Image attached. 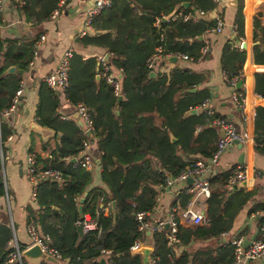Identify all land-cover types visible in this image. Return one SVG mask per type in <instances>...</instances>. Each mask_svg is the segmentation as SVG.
<instances>
[{"label":"trees","instance_id":"16d2710c","mask_svg":"<svg viewBox=\"0 0 264 264\" xmlns=\"http://www.w3.org/2000/svg\"><path fill=\"white\" fill-rule=\"evenodd\" d=\"M15 2L14 0H12ZM60 0H18V12L35 25L49 20L58 9ZM189 4V8L182 4ZM210 0H112L109 8L95 17L93 35L80 39L82 47H91L109 55L108 65L124 76L121 79L125 95L121 102L114 97L111 87L100 73L96 57L83 58L73 53L68 74V87L63 91L72 106L83 105L92 120V136L98 140L101 152L102 188L87 192L83 215L97 224V230L80 235L76 222L77 205L90 183V173L64 162L66 157L79 155L86 140L84 131L72 121L62 120L58 114L59 93L42 83L38 90L36 123L61 135V144L51 152L49 159L36 158L41 167L57 170L62 180L42 181L36 188L39 212H32L43 237L67 264H99L102 251H108V264H145L143 256L131 254L130 248L140 237L135 215L154 213L158 189H163L168 178H176L192 166L197 158H209L216 149L220 133L213 121L223 118L211 116L201 109L209 100V91L198 90L207 81V75L177 67L170 78L156 75L146 67L147 60L160 48L163 55L187 56L199 60L206 46L204 38L216 22L202 18L195 21H164L155 26L157 18L183 12L193 16L212 12ZM242 5L239 4L235 22V39L244 36ZM129 34L127 35L128 30ZM253 60L264 67V22L261 14L253 22ZM34 42L0 43V144L12 135L2 118L10 108L16 91L21 88V76L7 74L11 67L26 72L32 58ZM246 52L234 45L222 49L220 67L229 79L240 74ZM240 90L239 92H241ZM255 93L264 98V73L255 75ZM199 110L191 114L192 110ZM253 142L256 147L264 136V108L259 109L253 121ZM1 151V150H0ZM42 161V162H41ZM48 163V164H47ZM46 168V167H44ZM2 161L0 159V173ZM232 171L209 178L210 196L206 201L204 223L197 227L179 226L177 253L168 248L162 234L152 235L151 258L156 264H231V245H217L187 252L198 242L217 239L228 233L236 216L251 201L253 194L243 189L228 187ZM3 194L0 186V195ZM172 206L180 200L185 210L192 196L186 189L176 193ZM115 203L114 212L105 216L102 205ZM264 212L257 206L251 212ZM12 231L0 225V264L12 251ZM21 249V248H20ZM23 249V248H22ZM20 264V263H13ZM25 264L23 259L22 263ZM40 264H52L41 261Z\"/></svg>","mask_w":264,"mask_h":264},{"label":"crops","instance_id":"0c3cea01","mask_svg":"<svg viewBox=\"0 0 264 264\" xmlns=\"http://www.w3.org/2000/svg\"><path fill=\"white\" fill-rule=\"evenodd\" d=\"M14 1L0 0V43L15 41L25 44L26 42L35 41L32 47L34 52V46L39 38L43 36L45 40L37 47L35 58L32 52L34 62L32 66H28L26 72L16 69L13 73H8V70L6 71L7 74H18L21 76L23 92L15 110L5 118L2 116L3 120L12 130V135L6 139L3 145L0 144V159L2 161L0 186H2L3 190V194L0 195V225L7 226L12 231L13 240L10 242V248L13 250L15 247H18L23 252L22 258L25 264H40L43 258L24 256L25 251L31 248V242L26 230L27 225L32 220L36 222L32 218L31 211L34 213L40 211L36 202V195L35 198L33 197V187L29 183L26 175L27 157L32 156L34 160L36 158H41L42 160L49 159L51 152L61 144V135L56 134L50 129L43 128L36 123L35 116L38 104V90L40 85L44 83V77L55 67L65 49L72 48L73 53H77L85 59L107 53L92 49L91 47L85 48L80 44L81 37H79V31L83 28L85 11L94 5L95 0H67L64 6L59 9V14L55 19L49 18V20L37 25L26 21L25 17L18 12V6L16 5L18 0ZM240 2L242 9L246 6L251 7L254 12L253 22L258 14H261V21L264 22V0H225L223 7L214 8L212 12L197 17L202 18L206 22H216L217 19H220L224 25L221 33L207 31L205 34L203 39H205L208 47L207 54L201 59L191 62L177 59L175 63H172L169 60L175 57H171L168 61L158 65L150 73L154 74L150 78H154L157 74L170 78L177 67L207 75L206 83L197 88L198 90L205 88L210 94V98L206 102V107L203 110L208 109L213 111L214 115L217 114L223 118L234 120L237 129L242 131L245 129L243 118L231 100L232 88L225 82L224 74L220 67L222 49L229 45L237 47L240 40L245 42L246 49L243 51L246 52L244 65L247 64V73L243 79L245 83L242 84L239 90H242L245 94L247 103L246 114L250 115L251 118L253 113L254 117H256V111L264 108V98H261L255 93V75L264 73V67L258 66L262 70L258 73L252 71L251 65H256L253 60V48L256 46V43L253 42V22L250 28L244 21L242 9L244 36L239 40L235 39L234 22ZM129 32L130 29L127 35ZM113 72L120 79L124 77L120 71L113 69ZM96 80H100L99 74L96 76ZM116 99L118 100L119 98ZM121 99L123 100L124 98ZM59 100L60 107L58 108V114L60 118L64 121H72L79 125L80 121L76 114L75 106L70 105L66 101L63 93L59 95ZM197 112L199 110L196 109L190 113L195 114ZM254 119L251 120L252 124L250 127L253 144L247 147L243 144L233 143L220 157L219 164L214 172V175H217L233 171L236 167L242 166L247 177L245 186H236L234 188L243 189L246 193L253 194L251 201L238 213L232 229L228 233L223 234L224 236H220L217 239L195 243L187 249V252L195 251L199 248L228 245L230 239L235 236H242L245 240V245L251 240L260 238L259 228L261 221L264 220V212L252 213L251 211L257 206H264V152L262 147H256L253 142ZM80 128L85 131L83 127ZM90 139L93 140V144H90L88 154L94 165L91 171H87L90 173V183L83 197L80 200L78 199L77 210L80 206V201L86 197L87 192L93 188L104 189L100 177L102 168L98 140L94 135H91ZM241 157L242 163L239 162L241 161ZM80 159L81 155L72 158L66 157L64 162H69L76 166V162ZM47 166L49 165L43 167ZM186 186L187 183H176L172 187L158 189L155 207V209L158 208L155 212L156 218L166 216L172 205V200L177 195L176 193L184 190ZM206 201L201 203L205 216L207 209ZM107 204H109V207H104L106 204L102 205L105 216L114 212L115 209V204L114 206L113 203ZM181 226L197 227L201 225L181 224ZM83 234L85 233L82 231L80 235ZM145 239L144 250L138 254L143 256V260L147 264L153 251V241L152 236H146ZM182 250L184 248H178L177 253L179 252L178 254H180ZM108 255L102 254L98 259V263L100 264L103 260L104 264H108L106 260ZM50 263L62 264L55 260ZM65 263H67L66 260ZM249 264H264V257Z\"/></svg>","mask_w":264,"mask_h":264},{"label":"built area","instance_id":"2783aa9c","mask_svg":"<svg viewBox=\"0 0 264 264\" xmlns=\"http://www.w3.org/2000/svg\"><path fill=\"white\" fill-rule=\"evenodd\" d=\"M67 0H60L58 3V9L52 12L50 18L55 19L59 14V9L64 6ZM112 0H95L94 5L88 8L84 14L83 20V28L79 31V37L83 38L93 34L92 23L96 16H98L103 10L110 7ZM210 2L215 6V8H220L224 6V0H210ZM244 15V21L251 28L254 12L252 11L250 6H246L242 9ZM203 16V13L197 15V17ZM196 16H193L190 13H175L169 17H161L157 18L155 21V26H159L161 20L164 21H194ZM224 28L223 22L220 19L216 20V25L209 32L221 33ZM243 39V38H242ZM45 38L41 36L39 40L36 42L34 46L33 56L36 57L37 47L41 44ZM245 42L240 40L237 45L239 50H243V44ZM73 49L67 48L62 52L60 59L58 60L55 67L49 71V73L44 77L43 82L54 92H58L59 95L63 93V91L68 87V74H69V64L70 59L73 55ZM208 52L207 45L201 49L200 57L201 59ZM107 54L96 55V59L98 61L99 67L101 69L99 73V78L103 79L106 84H108L113 92L114 97L116 98H124L125 95L122 91L121 79L113 72V70L109 67L108 62L105 60ZM172 56L163 55L162 50L158 48L155 53L147 60L146 67L148 70H154L158 65H161L165 61H168ZM33 58V59H34ZM177 59L183 61H193L191 58L187 56H177ZM34 60H32L29 66L33 65ZM252 71L254 73H258L262 71L258 66L251 65ZM247 73V64L243 66L240 74L234 78L229 79L224 75L225 82L232 88L231 100L234 103L237 111L241 113V116L244 121L245 129L239 131L237 129V125L234 120L229 118H215L213 121V125H215L220 133L218 143L216 145L215 151L209 158H197L194 160L192 166L188 167L184 170L180 175L176 178H168L165 181V185L162 186L164 188H169L175 185L176 183H187L186 193L192 196V199L188 203L185 210H182L180 200H176L174 206L169 208L166 216L163 218H156L154 213L148 212H140L135 215V220L137 222V231L140 234V237L130 248V252L132 254H138L144 250L146 243V236H152L154 234H162L165 237L166 245L168 248L177 251V247L179 245L178 235V227L181 224L185 225H201L204 223L205 214L201 207V203L206 201L210 196V187H209V178L214 176L215 168L218 166L220 157L222 154L233 144L239 143L248 147V145L252 143V134L250 132L251 120L254 117V113L252 118L250 115L246 114V98L243 91L237 89V83L239 81L243 82L245 78V74ZM22 87L16 91L15 97L13 99V103L8 110H6L2 116L5 118L10 113H12L17 103L19 102V98L22 95ZM206 107V103L202 106L201 109ZM76 114L78 116L79 121L82 123L85 131L89 130L92 135V120L88 113V110L81 104L75 107ZM209 115H214V112L208 110ZM258 110L255 114H257ZM256 116V115H255ZM84 131V132H85ZM259 147L263 148L264 152V136L262 138ZM90 148V142L86 139L82 143V150L79 155H81V159L76 162V166L85 170L91 171L93 167V162L91 160L90 155L88 154V149ZM26 175L29 183L33 187L35 198L36 188L38 183L42 181H55L60 182L62 180L61 174L50 167H41L36 163V160L32 156L27 157V167H26ZM246 172L244 171L242 166L236 167L231 176L228 179V187L232 188L238 186L243 181H246ZM191 181V182H189ZM78 201V199H77ZM104 207H109V204H106ZM76 226L81 228L84 233H89L97 230V224L95 221L91 220L87 215H83V217L76 222ZM27 234L29 240L31 242L30 247H38L40 252L47 258H52L55 261L67 264L62 259L61 255L54 248L50 247L49 239L47 237H43L40 233V229L38 224L35 221H30L27 225ZM260 238L249 241L247 245H245V240L242 236H235L230 239L229 244L232 246L233 250V259L231 264H249L253 261H257L264 257V220L260 223L259 228ZM224 236V235H222ZM21 251L18 247H15L6 257V260L3 264H13V263H21L22 260ZM103 255H108V251H102ZM147 264H156V260L150 258Z\"/></svg>","mask_w":264,"mask_h":264},{"label":"water","instance_id":"95a60500","mask_svg":"<svg viewBox=\"0 0 264 264\" xmlns=\"http://www.w3.org/2000/svg\"><path fill=\"white\" fill-rule=\"evenodd\" d=\"M182 7H184V8H189V4L184 3V4H182ZM242 49H243V50L246 49L245 44H243ZM105 60L108 62V60H109L108 55H106ZM169 61L172 62V63H175V62L177 61V58H171ZM14 71H15V68L11 67L10 69H8L7 72H8V73H13ZM19 74H21V73L19 72ZM153 76H154L153 73L150 74V77H153ZM241 86H242V82L239 81L238 84H237V88L240 89ZM118 101L120 102V101H122V99L119 98ZM79 125H80V127H83V125H82L81 122H79ZM84 135H85V138L89 140L90 144H93V140L90 139V136H91L90 131H89V130L85 131V134H84ZM236 143H237V142H236ZM239 162L242 163V157H241V161H239ZM189 182H191V181H189ZM238 186H240V187H244V186H245V181H243V182H242L240 185H238ZM83 203H84V199H82V200L80 201V206H79V208H78V215H79L80 218L83 217ZM114 204H115V203H113V206H114ZM78 231H79L80 234L82 233L81 228H79ZM22 256H23V254H22ZM24 256H28V257H31V258H35V257H42V254H41L40 249H39L38 247H31L30 249H28L27 251H25ZM46 260H47V261H50V262H54V259H52V258H47ZM100 264H104V261L102 260V261L100 262Z\"/></svg>","mask_w":264,"mask_h":264},{"label":"rangeland","instance_id":"374dc122","mask_svg":"<svg viewBox=\"0 0 264 264\" xmlns=\"http://www.w3.org/2000/svg\"><path fill=\"white\" fill-rule=\"evenodd\" d=\"M224 2H225V0H224ZM259 15V14H258ZM21 253H23V252H21ZM42 254V253H41ZM41 258H43V261H47L46 259H47V257H45L43 254H42V257ZM23 259V258H22ZM21 262H22V260H21ZM47 262H49V261H47ZM57 262V261H56Z\"/></svg>","mask_w":264,"mask_h":264}]
</instances>
